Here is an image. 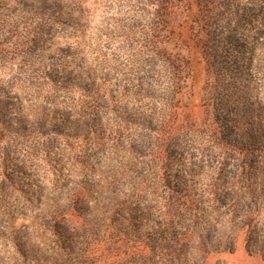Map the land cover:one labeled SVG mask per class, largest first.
Returning a JSON list of instances; mask_svg holds the SVG:
<instances>
[{"label": "trees", "instance_id": "trees-1", "mask_svg": "<svg viewBox=\"0 0 264 264\" xmlns=\"http://www.w3.org/2000/svg\"><path fill=\"white\" fill-rule=\"evenodd\" d=\"M177 1L142 0L144 10L148 5L157 10L153 14L152 31L141 42V53L147 66H152L161 78L158 85L165 93L160 100V111L145 119L152 133L141 144L145 150L135 147L130 136L122 143L119 141L124 133L123 116L115 125L110 123L111 119L101 117L107 110L117 112L121 102L114 93L105 103L101 101L110 81L104 79L103 85L97 86L95 105L87 103L88 98H93L89 95L98 76L93 66L81 67L74 74L72 81L79 82L86 94L74 98L68 92L69 73L60 75V61L51 63L57 68L54 70L48 69L49 64L45 70L36 65L31 50L42 51L49 37L83 35L81 7H72L74 13L78 12L72 20L59 16L64 0L52 4L47 0H16L21 13L10 22L0 19V61L7 58L10 48L22 59L16 66L12 65L13 73L8 81L0 77V96H7L10 101L6 107H11L15 115L14 125L4 126L0 136V253L9 252L3 246H7L11 236L14 242V251L1 258L0 264H210L212 255L235 251L241 233L247 252L264 258V225H258L259 213L254 209L264 202V118L255 114L258 127L244 135L249 121L243 120L232 105H227L232 117L220 120L222 130L231 126L238 134L236 139H226L217 127L211 134L209 128L198 127L193 122L179 124L180 108L174 103L194 71L192 58L184 51L190 50L188 39L200 46L208 68L221 64L228 71L239 65L237 52L247 54L239 39L231 34L223 36L226 32L234 33L240 24L232 28L229 22L218 19L229 9L226 0H181L185 4ZM183 10H187L185 15L190 18L189 37L173 38L156 32L158 27L160 32L167 31L169 18L183 14ZM262 16L251 13L252 21L261 23L263 28L264 13ZM56 22L73 27L74 31L56 27ZM218 32L222 45L215 46L210 38L218 36ZM180 41L185 42V49ZM220 54L224 57L222 61L218 59ZM238 68L244 75L246 68L243 65ZM84 78L92 85L82 81ZM225 102L228 101L224 99L222 105ZM28 105L42 107L43 115H37ZM69 105L73 115L67 111ZM52 111L60 116L61 123L50 117ZM76 117L84 119L90 140L95 134L91 156L97 161L99 155L105 156L107 165L97 169L102 174L88 188H70L58 199L53 195L57 193L56 184L43 198L46 184L42 181L45 177L39 175L41 162L49 153L53 157L65 156V141L59 142L62 148L54 143L63 135L69 138L78 135L63 129L66 119ZM190 135H196L192 142L218 152L208 178H200L203 157L194 163L184 153H177L180 149L176 147L186 145ZM41 148L47 155L40 153ZM198 153L205 155L200 148ZM172 157L182 166L181 173L175 176L168 170ZM20 158L23 164L19 163ZM30 167L33 172H29ZM16 175L20 177L18 180L32 184L38 194L37 200L34 196L28 198L30 204L43 208V213L25 215L27 226L34 233L24 231L20 236L22 242L17 241V232L4 218V213L11 219L15 215L12 196L17 189ZM91 208L100 216L94 217Z\"/></svg>", "mask_w": 264, "mask_h": 264}, {"label": "rangeland", "instance_id": "rangeland-1", "mask_svg": "<svg viewBox=\"0 0 264 264\" xmlns=\"http://www.w3.org/2000/svg\"><path fill=\"white\" fill-rule=\"evenodd\" d=\"M55 1L47 0V3L52 4ZM64 1V7L59 16L69 17L73 20V17L77 16L78 12L74 13L72 7H81L84 12L82 15L81 31L84 33L83 35L79 34L80 36L71 35L69 37H62L61 35H55L49 37L42 51L31 50L35 54L36 65L41 70H45V65L49 64L48 69L54 70L57 68L51 66V63L60 61L62 63L59 68L60 75L65 72L69 73L71 88L68 92L71 93L70 97L74 98L86 95L82 92L78 84L79 82L72 81L74 74L80 72L81 67L86 65L93 66L97 71L96 75H98L95 76L97 77L96 85H92V82L85 78L82 79L85 83L92 85L93 89L92 94L89 95V97L93 98H88L87 103L95 105L96 101L94 98L97 97V86L103 85L104 79L110 81L106 83L110 87L101 101L105 103L114 93L120 96L121 102H118L117 112L107 110L101 114V117L105 120L111 119L112 122L110 121V123L115 125L123 116L121 123L124 126V133H122L119 141L122 143L126 136H130V139H133L136 144L135 147L145 150L141 144L145 143L152 134L148 129L150 124L145 119H151V115L157 114L160 111V100L162 97H165L164 91L158 85V83H162L161 78L157 77L155 70L151 68L152 66H147L148 62L146 59L143 60L141 53V42L144 36L152 31L150 28L154 21L153 14L157 9L152 5H148L144 10L143 7L145 5L142 0ZM226 1L229 4V9L218 19L229 22L232 28L237 25L236 23L240 24L236 27L237 30L234 33L226 32L223 36L231 34L233 38L241 41V47L244 51H247L245 55L238 53V50H234L239 54L238 67L243 65L246 68L245 74L242 75V71L238 67H231L230 70L226 71L227 66L221 64L213 65L212 69L208 68L200 46L195 41L188 39L191 47L189 51L187 49L184 51L192 58L194 71L191 72L189 81L186 83L183 91L179 93L178 99L174 103L180 108L179 124L187 121L193 122L198 127L209 128L210 132L214 127H217L218 131L223 133L226 139H236L238 133L233 127H225L222 130V125L220 124V120L223 122L225 118L230 119L232 117V112H228L227 105H232L236 108L237 113L242 116L243 120L249 121L247 126L244 127V135L252 131L254 127H258L259 124L255 120V114H260L264 118V27L262 28L261 23H258L255 19L254 22L251 18L252 12L262 16L264 13V0ZM177 3L185 4L181 0H178ZM16 7H18L16 0H0V19H6L10 22L11 18H14L17 13H21ZM182 13L178 16L172 15L169 18L167 31L162 30L163 32H160L159 24L154 26L158 27L156 32L168 34L173 36V38L181 37V35L189 37L191 34L190 24H188L190 18L188 15H185L186 13L188 14L187 10L186 12L183 10ZM55 25L56 27L74 31L73 27L67 28L57 22ZM56 27L54 28L55 31ZM164 28L162 26V29ZM258 29L260 30L258 31ZM218 34V36L214 35L210 38L212 45H222V39L221 41L219 39L221 34L219 32ZM180 42L182 43V41ZM182 44L185 49V42ZM7 50H9L6 53L7 58L0 61V77L4 76L6 81L9 80V75L13 73L10 71L12 65L16 66L14 64L22 61L20 54L17 55L12 48ZM223 58L220 54L218 59L222 61ZM99 77L102 78L100 79ZM59 80L56 79L60 83L61 80ZM240 95H244V98L241 99ZM224 99L229 103L225 102L222 105ZM9 101L5 94L0 96V113L2 115V118L0 117V136L2 135L1 131L4 126L8 128L14 125V112L11 107H6ZM25 102L30 103L31 101L25 100ZM36 102L32 100V103ZM39 103L45 106V103L41 101ZM34 106L28 105L27 107L29 109L33 108L37 112V115H43L44 111L42 107ZM71 107L69 105L67 111L73 115L74 111L71 110ZM50 117L58 120V123L62 121L59 115L54 114V111L51 112ZM54 120L52 123H54ZM83 120V118L78 119L77 117L72 120L66 119L63 129L77 133L79 136L74 135L69 138L63 135V138H59L54 144L62 148V144H59V142L65 141V156L53 157L49 153L48 158L41 162L42 168L40 167L41 171L39 175L45 177L42 181L44 186L46 184L43 198L49 194L50 188L56 184L58 186L57 193L53 192V195L58 199L62 198L70 188H88L102 174L97 169L101 165L102 167L107 165L108 160L105 156L99 155L98 161L91 156L95 149V144L93 143L95 134H92L93 139L90 140L87 135V125ZM2 121L4 124H2ZM153 127H156V125ZM211 134L213 133L211 132ZM193 139H196V135H190L186 145L176 147L180 149L177 150V153H184L189 158L188 160L194 163L203 157L200 178H208L211 168L216 165L217 160L214 157H219L217 155L218 152L216 149L205 147L204 144L198 145L192 142ZM190 144L194 146L190 147ZM44 148L46 149V147ZM44 148L40 149V153L47 155V151ZM198 148L204 151L205 155L204 153L199 154ZM22 159H19L20 164H23ZM169 168L168 170L172 172L173 176L182 171V166L179 162H175L173 157L169 160ZM33 171L34 169L30 167L29 172ZM18 177V175L15 176V179H17V189L14 190L12 196L15 215L11 219L10 215L4 213V218L6 219V223L11 224V229L17 232L19 236L17 241L22 242L23 238L20 236L24 231L34 233L32 227L27 226L28 223L25 220V215L43 213V208L40 206L33 207L30 204L28 198L34 196L37 200L38 194L35 193V188L32 184H26L24 181L18 180L20 178ZM22 205L25 206L22 207ZM254 209L259 213V219H257L258 225H264V202L254 206ZM91 210L94 213V217L100 216V213L95 209L91 208ZM239 219L241 221V218ZM12 239L13 236L8 240L7 246H3L9 252L14 251ZM236 242L235 251H226L212 255L210 257V264H264L263 257L260 255H250L247 252L242 233L239 234ZM9 252L5 253L2 251L0 259L7 258L10 255L8 254ZM25 252H29L28 248H25Z\"/></svg>", "mask_w": 264, "mask_h": 264}]
</instances>
